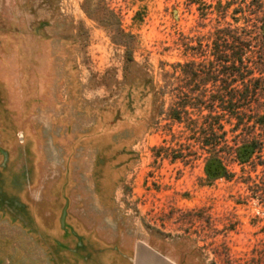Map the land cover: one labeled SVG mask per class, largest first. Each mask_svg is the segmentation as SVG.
<instances>
[{
    "label": "rangeland",
    "instance_id": "1",
    "mask_svg": "<svg viewBox=\"0 0 264 264\" xmlns=\"http://www.w3.org/2000/svg\"><path fill=\"white\" fill-rule=\"evenodd\" d=\"M263 24L264 0H0V264H264V166L209 184L168 114L263 117Z\"/></svg>",
    "mask_w": 264,
    "mask_h": 264
},
{
    "label": "trees",
    "instance_id": "2",
    "mask_svg": "<svg viewBox=\"0 0 264 264\" xmlns=\"http://www.w3.org/2000/svg\"><path fill=\"white\" fill-rule=\"evenodd\" d=\"M261 29L264 32V24ZM249 47V45H244L245 51L249 50ZM237 56H239L238 65L236 63L228 67L226 69L227 75L231 78L239 77L246 80L252 73L244 66L242 52L238 53ZM129 62L135 63L134 58L131 57ZM257 91L258 87L255 86L253 89L247 87L244 91L238 92L227 88L224 93L230 95L233 100L234 96H242L246 99L249 96L256 95ZM163 94L165 95V92ZM232 100L228 105H221L220 108L230 116L233 114L238 115L237 112L241 110V107ZM216 107V104L208 107L203 102L191 103L180 99L178 95H174L173 103L168 112L173 123H177L179 126L187 124L196 136L194 142L201 150L206 152L205 174L209 184H214L219 180L228 182L235 180L237 178L234 171L235 167H240L242 170H245L246 167H253V171L256 172L259 165L264 166V163L257 162L258 155L261 154L264 148V140L257 138L258 129H264V116L260 118H243L234 115L236 117L231 116L225 119L214 115ZM190 110L200 113L201 116L192 119ZM205 110L209 114L202 117ZM227 126H230V129H227ZM230 135L233 136V140L228 139ZM249 179H251V176H249Z\"/></svg>",
    "mask_w": 264,
    "mask_h": 264
},
{
    "label": "crops",
    "instance_id": "3",
    "mask_svg": "<svg viewBox=\"0 0 264 264\" xmlns=\"http://www.w3.org/2000/svg\"><path fill=\"white\" fill-rule=\"evenodd\" d=\"M133 264H177L169 257L144 244L137 248Z\"/></svg>",
    "mask_w": 264,
    "mask_h": 264
}]
</instances>
